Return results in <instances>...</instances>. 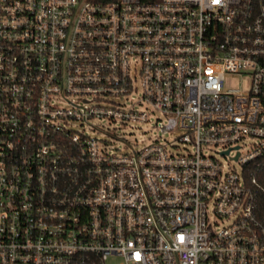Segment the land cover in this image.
I'll list each match as a JSON object with an SVG mask.
<instances>
[{
    "label": "built area",
    "instance_id": "built-area-1",
    "mask_svg": "<svg viewBox=\"0 0 264 264\" xmlns=\"http://www.w3.org/2000/svg\"><path fill=\"white\" fill-rule=\"evenodd\" d=\"M263 158L262 0H0V264H264Z\"/></svg>",
    "mask_w": 264,
    "mask_h": 264
},
{
    "label": "rangeland",
    "instance_id": "rangeland-1",
    "mask_svg": "<svg viewBox=\"0 0 264 264\" xmlns=\"http://www.w3.org/2000/svg\"><path fill=\"white\" fill-rule=\"evenodd\" d=\"M225 86L231 89H240L247 90L250 86V78L239 75H230L225 80ZM140 91V89L138 90ZM132 96L137 98V90L132 92ZM131 97V96H130ZM65 104V103H62ZM136 107L139 109H146V106L137 104ZM150 109V108H149ZM149 117L151 121L149 122H110L109 120L104 121H95L94 123L98 126L97 131L92 133L101 137L107 142L111 148H120L121 151L128 152L133 148H140L154 139L164 137L170 142H174L178 147L176 150L181 149L179 141L176 139L178 132L177 130L169 131L167 133H162L156 125H154L156 119L161 118L159 112H150ZM237 169L240 171L241 167L239 164H236ZM214 217H212L213 219ZM119 256L110 257L106 264H116L120 261Z\"/></svg>",
    "mask_w": 264,
    "mask_h": 264
},
{
    "label": "trees",
    "instance_id": "trees-1",
    "mask_svg": "<svg viewBox=\"0 0 264 264\" xmlns=\"http://www.w3.org/2000/svg\"><path fill=\"white\" fill-rule=\"evenodd\" d=\"M264 2V0H262ZM251 172L256 175L259 183L264 188V158L258 159L251 164ZM259 216L264 218V190L260 193Z\"/></svg>",
    "mask_w": 264,
    "mask_h": 264
},
{
    "label": "water",
    "instance_id": "water-1",
    "mask_svg": "<svg viewBox=\"0 0 264 264\" xmlns=\"http://www.w3.org/2000/svg\"><path fill=\"white\" fill-rule=\"evenodd\" d=\"M228 152V151H227Z\"/></svg>",
    "mask_w": 264,
    "mask_h": 264
}]
</instances>
